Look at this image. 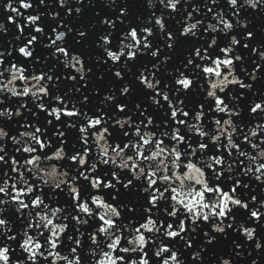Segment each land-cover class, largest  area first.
<instances>
[{
	"label": "snow or ice",
	"instance_id": "snow-or-ice-1",
	"mask_svg": "<svg viewBox=\"0 0 264 264\" xmlns=\"http://www.w3.org/2000/svg\"><path fill=\"white\" fill-rule=\"evenodd\" d=\"M58 3L65 17L83 11ZM106 4L115 15L99 20L94 60L116 83L89 109L93 68L66 45L73 29L46 31L33 0L0 2V34L16 32L0 51V264H186L181 249L189 264H238L247 242L260 264L264 0H145L143 16L134 0Z\"/></svg>",
	"mask_w": 264,
	"mask_h": 264
},
{
	"label": "water",
	"instance_id": "water-1",
	"mask_svg": "<svg viewBox=\"0 0 264 264\" xmlns=\"http://www.w3.org/2000/svg\"><path fill=\"white\" fill-rule=\"evenodd\" d=\"M254 90L264 91V79L254 88ZM249 99H254V97H252L250 93L247 95V97L241 103V106L244 107V109H245V111L243 113V115L245 117H247V103H248V100ZM253 115H255V114H253ZM251 187L252 186L250 185L249 191L251 190ZM252 194H255L257 196V200L258 201L260 199H264V193H261L260 192V186L259 185H256L255 186V191ZM257 234L258 235H264V229H259ZM231 238H233V237L230 235V239ZM247 243H248L247 249H242L245 252V256H244V258L242 260H239L238 261V264H250V260L252 258H257L256 251L251 247V245H252L253 242H247ZM181 251L183 252L184 257L186 258V264H189V262L187 260V257L190 255V252L192 250L191 249H188V250L181 249ZM226 251H227V248L226 247L225 248H221V249H217L216 250V255H220V254H222V253H224ZM248 251H251L252 252V256L251 257H249L247 255V252ZM259 261H260V264H264V253H261L260 254Z\"/></svg>",
	"mask_w": 264,
	"mask_h": 264
}]
</instances>
